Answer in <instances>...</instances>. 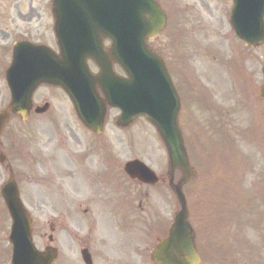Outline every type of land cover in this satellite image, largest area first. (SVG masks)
<instances>
[{"label": "rangeland", "instance_id": "obj_1", "mask_svg": "<svg viewBox=\"0 0 264 264\" xmlns=\"http://www.w3.org/2000/svg\"><path fill=\"white\" fill-rule=\"evenodd\" d=\"M158 1L165 9L169 23L166 30L150 42V47L161 53L166 64L169 63L168 67L178 92L183 97L185 90L189 93L191 105L196 106V109L202 115L201 119H207L206 115H213V110L217 112L228 110L230 112V109H237L239 115L235 111L231 112L228 119L233 122L234 139L238 144V146H235L234 153L239 154L236 156L245 157L246 160L243 164L242 162L238 164L234 162L231 148H224L223 139L216 147L212 146L210 137L214 136V129L208 130L204 137L200 131L201 124L198 125L193 116L189 123L184 124L185 129L183 132L190 129L186 135V143L191 158H194L192 161L196 162L198 173L196 180L183 189L190 218H192L193 223H196L194 225L196 230L198 223L201 224L202 222L204 213L211 221H216L221 215H226L232 219L231 227H234V216L238 214L243 215V218L247 217L246 220L252 222L264 213V103L259 100L257 95L259 87L264 84L261 72L264 63V44L251 49L236 41L229 26L231 0ZM49 6L50 0H0V34L9 37L11 36L9 34L30 28L35 34L42 33L44 38L47 37L48 39L49 37L48 42H52V37L48 33L50 26ZM172 7L183 14L181 15V17L184 16L183 22H176L174 17L176 13L172 12ZM181 29L182 33H179ZM182 34H184V39H182ZM179 41H183V48L179 46ZM202 41H206L205 44L214 46L216 50L213 49L214 52H212L203 47ZM178 54H183V57H177L176 63H171L172 58L170 57L178 56ZM178 65L181 67H178ZM192 68L195 72L192 71ZM119 73L121 74V72ZM193 74L195 79L199 78L209 88L221 89L219 92L214 91L218 95L217 100L210 89L203 91L196 85L194 88L190 87V83L187 89L186 78ZM41 91L42 94L48 93L46 89ZM207 93L214 98H211V101L214 102L211 108L207 104L205 105V101L201 97V94L206 96ZM209 98L207 97L206 100L208 101ZM52 101L54 102V94L52 95ZM60 101L63 116L59 115V117L61 120L64 118L63 124L59 123L60 126L55 124L50 117L45 119L46 122H37L34 118H30L26 126L31 128L32 135L36 134V136L42 137L44 133L41 126L46 127L48 125L53 129L50 133L51 139H56L58 136H72L73 134H77L73 137L80 141L84 139L83 136L90 140L101 139L91 136L93 134L90 131L85 132L81 129L77 124L76 116L67 97L62 94ZM114 114L113 111L108 113L102 134L103 136H115L116 142L124 137L128 147L127 152L122 151L121 163L136 156L165 179L167 171L166 150L153 127L142 118H139L124 130L115 126ZM67 121H69V124L65 123ZM208 122L209 120H206L203 126ZM211 127L213 128V126ZM21 134L26 136L25 131ZM21 134L15 138L4 137V140H6V158L8 159L7 154H9V157L14 154L16 156L14 157L15 164L18 166L22 165L23 156L15 152L19 151L21 154L25 152V148H20L25 143L21 138ZM203 138L204 140H202ZM202 144L206 148H203ZM116 149L118 148L116 147ZM213 149L220 157L216 159L215 154L214 162H210L211 158L209 156L211 155L206 152H211ZM251 167H254L253 171H251ZM220 172H222L221 179ZM223 175H225L224 178ZM8 176V174L0 173V182L7 179ZM16 176L19 187L24 191L28 209L38 210L39 207L40 215L33 217V242L36 248L42 251L43 247L48 244L47 236L52 233L49 230V224L53 223L50 219L52 214L54 215V206L48 204V200H46L47 195L52 194L51 190L47 189L43 194V190L38 186L33 187L27 184L23 173ZM29 176L31 178L35 177L32 173H29ZM178 178L179 175L176 174V179ZM37 182H40V180ZM39 184L42 186L41 183ZM128 185L131 184H126V191L131 188ZM131 186L137 192L138 189L134 185ZM154 191L157 192L154 202L157 205L155 210L158 212L155 216L166 218L167 215L165 212L163 214L162 208L170 202V198L159 196L164 193L169 195L168 189L165 190L161 185H158ZM242 192H246L251 201L244 202ZM131 202V199H129L130 204ZM136 206L137 204L133 210L136 209ZM174 210H178L175 199ZM158 222H160L159 219L153 217L152 220H146L138 227L143 240V243H139V245L140 247L143 246L140 248V252L132 250L130 254L131 264H150L147 256L148 252H146L147 246L165 231L164 225L161 228L156 226ZM211 231H217V227ZM9 232L10 220L0 202V264L6 262L8 264L10 260ZM135 233L132 232L133 235ZM247 233L249 234L250 231ZM148 236H150V240H148ZM218 239L219 237L216 239L211 232L209 237L207 236L206 243L208 246H213L218 242ZM65 241H67L66 250L71 258L70 262L64 259V264H79L75 242L67 238ZM245 243L248 244V240H245L244 245ZM226 244L230 246L227 249L221 245L217 252L209 251L203 264H234V242L226 241ZM257 257L254 264H264V261L263 263L261 261L262 257ZM103 264L119 263L110 255L109 260Z\"/></svg>", "mask_w": 264, "mask_h": 264}, {"label": "water", "instance_id": "obj_2", "mask_svg": "<svg viewBox=\"0 0 264 264\" xmlns=\"http://www.w3.org/2000/svg\"><path fill=\"white\" fill-rule=\"evenodd\" d=\"M53 14L56 18V28L61 27L63 35L62 54L63 69H67V55L78 58V75L65 72L61 86L68 92L78 114L82 118L94 119L97 115L96 87H100L108 103L121 107V89L125 86L127 104L135 105L136 96L141 88L149 100V120L156 127L163 139L171 163L180 169H187L185 151L178 128L176 117L178 113L177 97L162 63L146 48L144 40L154 37L165 23V15L154 0H53ZM264 0H233L231 10V26L236 37L246 45L254 47L264 42ZM61 33V32H60ZM111 41L109 54L102 52L101 37ZM61 44V43H60ZM66 48V49H65ZM86 58H92L99 65L101 72L94 78L87 72ZM110 60L118 62L129 78L121 81L111 74ZM264 76V66L262 69ZM80 76V77H79ZM147 85L146 87L141 81ZM51 83H57L55 77ZM147 91V92H146ZM264 100V86L259 92ZM28 97V95H27ZM25 93L15 97L11 108L17 103H23ZM116 101V102H115ZM100 103V102H99ZM101 105V103H100ZM102 107V105H101ZM138 107H132L127 120H120L124 125L137 115ZM135 112V113H134ZM142 112V111H140ZM101 118L104 111L100 110ZM6 116H0V125ZM121 119H124V115ZM101 121V120H99ZM92 127L98 131L100 122ZM137 162L127 164L129 173L133 172ZM145 172V171H144ZM181 210L176 214L169 235L151 252L155 264H198V258L193 248V232L188 226L187 210L180 187H175ZM4 197L9 208L13 223L11 242L13 244V264H52L55 254L47 250L39 253L31 241V223L25 216L18 202L16 189L9 183L4 190Z\"/></svg>", "mask_w": 264, "mask_h": 264}, {"label": "flooded vegetation", "instance_id": "obj_3", "mask_svg": "<svg viewBox=\"0 0 264 264\" xmlns=\"http://www.w3.org/2000/svg\"><path fill=\"white\" fill-rule=\"evenodd\" d=\"M50 28L53 19L49 13ZM45 30V29H44ZM28 41L36 44H45L42 33L35 34L29 29L24 33ZM0 40L7 41V36L0 34ZM1 47V46H0ZM7 48H0V104L2 105L5 85V71L10 66L12 55ZM40 86L33 95L29 109L28 120L34 118L37 122H45V116L52 110L36 113L35 109L41 103L38 99ZM46 102V98L42 99ZM225 116L227 113L225 112ZM18 118L16 116H11ZM10 117V118H11ZM55 122V120H53ZM217 123H228L215 120ZM57 120L55 124H59ZM61 124H59L60 126ZM19 126H14L9 133H18ZM28 131V146L24 154L26 168L38 173L40 183L45 190H51L46 200L53 197L55 204V233L56 244L60 257L68 260L70 255L66 250V238L75 242L79 254L87 250L93 264H103L111 255L119 264H131L132 250L141 251L142 243L138 234V227L143 221V188H150L144 184L129 179L122 170L121 151L111 150L108 136L101 140L75 139L72 136H58L51 139L50 126L43 131L39 146L33 144L37 136ZM4 132V131H3ZM5 137L2 133V138ZM4 143L0 140V149ZM15 155L9 157L5 170L14 172ZM6 163L4 157L3 165ZM134 185L138 190L131 188L127 191L126 184ZM158 183L165 184L163 178H158ZM131 199V204L129 203ZM172 200V199H171ZM46 204V202H45ZM137 204L136 209L133 210ZM47 205V204H46ZM149 212H154V207L147 205ZM133 210V211H132ZM173 213V200L168 207ZM37 212H40L38 209ZM246 218H234V264H254L255 251L264 252V213L254 221ZM250 231L248 234L247 232ZM132 232H136L135 235ZM65 236L63 237V234ZM65 238V239H64ZM248 240V244L244 242ZM113 250L112 252L110 250Z\"/></svg>", "mask_w": 264, "mask_h": 264}]
</instances>
